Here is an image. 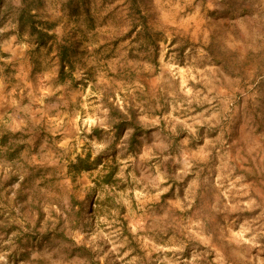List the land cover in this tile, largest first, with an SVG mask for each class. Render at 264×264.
Wrapping results in <instances>:
<instances>
[{
  "label": "rangeland",
  "instance_id": "1",
  "mask_svg": "<svg viewBox=\"0 0 264 264\" xmlns=\"http://www.w3.org/2000/svg\"><path fill=\"white\" fill-rule=\"evenodd\" d=\"M0 9V264H264L263 0Z\"/></svg>",
  "mask_w": 264,
  "mask_h": 264
},
{
  "label": "trees",
  "instance_id": "2",
  "mask_svg": "<svg viewBox=\"0 0 264 264\" xmlns=\"http://www.w3.org/2000/svg\"><path fill=\"white\" fill-rule=\"evenodd\" d=\"M0 16H1V9H0ZM31 18L32 16H30V13L27 11V9L22 10L19 14V19L21 22L29 23ZM31 27L33 33L37 34L38 43L44 42L47 38L51 37V35H49L47 32H42L41 30H37L34 27V25ZM63 59L64 58L62 56V60ZM109 122L111 127L115 129L116 132L122 131L127 127H130L132 129V132L130 134L129 148L133 149L137 143V139H138L137 137L139 136V133H141L143 130L141 123L135 118L134 114L131 111H129L128 114L126 115L116 107L111 106L109 107ZM75 251H79L82 254L86 255L87 257L90 256V250L88 248L77 247L73 252Z\"/></svg>",
  "mask_w": 264,
  "mask_h": 264
},
{
  "label": "crops",
  "instance_id": "3",
  "mask_svg": "<svg viewBox=\"0 0 264 264\" xmlns=\"http://www.w3.org/2000/svg\"><path fill=\"white\" fill-rule=\"evenodd\" d=\"M264 1V0H263Z\"/></svg>",
  "mask_w": 264,
  "mask_h": 264
}]
</instances>
